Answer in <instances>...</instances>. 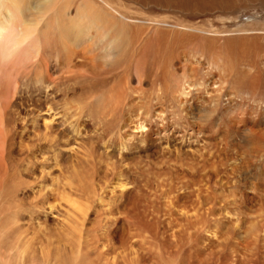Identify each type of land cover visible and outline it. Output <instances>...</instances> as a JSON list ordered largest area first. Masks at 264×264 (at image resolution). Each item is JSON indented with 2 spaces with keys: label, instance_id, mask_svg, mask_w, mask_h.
<instances>
[{
  "label": "rangeland",
  "instance_id": "obj_1",
  "mask_svg": "<svg viewBox=\"0 0 264 264\" xmlns=\"http://www.w3.org/2000/svg\"><path fill=\"white\" fill-rule=\"evenodd\" d=\"M132 1L124 4V12L132 22L124 26L122 45L130 40L141 41L146 58L141 65L129 64L132 76L128 75L127 80V73L115 75L104 96L107 88L97 87L98 82L92 80H86L94 85L89 90L84 80L64 81L55 87L27 81L20 85L27 104L40 99L51 102L50 108H57L61 115L58 127L65 135H70V129L78 131L80 174L78 180L72 179L69 156L60 150L58 158H49L52 164L48 177L34 178L47 187L43 183L35 187L40 182L30 179L34 172L42 171L37 165L40 161L25 159L30 153L26 141L16 144L20 148L22 143L26 145H22L24 152L20 154L13 153L17 150L13 143L11 165L14 174L22 175L24 180L16 186L17 206H1L0 216L12 214L6 218L12 228L5 235L12 247L0 250L2 264H43L41 258L54 256V249L63 258L79 250L82 258L78 264H170L172 252L162 247L160 252L157 243L170 233L172 225H177V233L169 235L174 250L181 254L173 257V264H181L186 252L190 254L189 264H196L192 263V255H197V246L210 243L204 236L216 235L218 243L208 245L212 253L209 257H215L228 230L239 228L252 233L250 222L264 213V150L258 155L248 148L253 136L264 128V0H238L230 5L215 4L213 0ZM194 30L202 31L196 32L202 36L196 38V44L185 47L195 36L183 42L181 38ZM247 36L258 42V49L243 43L245 39L241 38ZM212 38L219 39L221 53L210 43ZM239 38L240 45L248 49L239 67L248 74L237 85L233 84L237 74L229 61L234 48L238 49ZM154 48L159 53L151 71L149 49ZM53 55L51 62L57 63ZM189 80L193 85L187 92L184 87ZM105 96L111 100H104ZM71 113H75L74 119ZM57 132L60 134V130H55V137ZM44 187L51 193H47L51 210L34 208L31 213L34 202L30 191L41 192L43 188L47 192ZM130 212L140 221L153 224L151 230L156 226L155 234L147 230L137 236L128 234ZM188 223L195 224L203 237H196ZM118 225L122 228L116 234L113 231ZM182 236L189 239L184 245ZM141 237L143 246L138 250ZM134 240L136 246L129 249ZM36 256L40 261L33 260Z\"/></svg>",
  "mask_w": 264,
  "mask_h": 264
},
{
  "label": "bare ground",
  "instance_id": "obj_2",
  "mask_svg": "<svg viewBox=\"0 0 264 264\" xmlns=\"http://www.w3.org/2000/svg\"><path fill=\"white\" fill-rule=\"evenodd\" d=\"M135 1H139L142 3L143 2L146 3L148 1L154 3L157 2V0H148V1L135 0ZM237 1L238 0H213L215 4L223 3L224 5L226 3L228 5L235 4ZM239 1L244 2L246 0H239ZM130 2L133 1L132 0H123V1L122 0H0V53H5L3 55V58H0V210L2 205H10L11 207L17 206L15 200L18 201L19 197L17 196L18 193H16V186L21 185L24 180L22 178V175L21 176L18 175L17 177L16 174H14L15 169L11 165L12 164L11 161H13V156H12L13 143L15 145L16 144L20 145L22 141L23 142L26 141L28 144H30L29 147L30 153L27 154V157L25 159L31 160L32 162L38 160L40 161V163L37 165L41 167L40 169H42V171L38 172L39 174H37L36 172L33 173L34 175L30 174L32 178L30 179L29 177L27 179H30L31 182L32 180H34V183L40 182L34 179L36 178V175H38L40 178L41 177L43 178L44 176L46 178L48 177V171L51 168V164H52V163L50 164L49 158L50 159L58 158L60 150L62 155L63 152H65V155L67 154L66 156H69L67 160L69 161V169L71 171L70 175L74 181L78 180L80 174L79 171L80 156L78 155V147H77L78 136H79L78 131L76 129L73 130L70 129L71 130L70 135H65L63 133L64 129L58 127L61 124V115L60 112L56 111L57 108L56 107L55 109L53 107L50 108L51 102L43 103V101L40 99L35 100L31 104H27L29 101L26 100L23 93H21L22 88L20 87V85L24 84V82L27 81L29 82V84L30 82L40 83L39 85L46 84V86L44 87H47V85H51V87L53 86L55 87L56 85L63 84L64 81H73L74 83H77L78 81L84 80L85 81L84 83H86V80H90V81L92 80L94 83L98 82L97 87L100 86L102 88L104 87L107 88V90L104 89L105 90V93L103 94L104 96L106 93H109L110 91L109 85L112 78L115 75L118 76L119 73L121 75L127 73L126 75L127 77H125L127 80L128 75L132 76L131 70H129L131 69L129 68V64L132 62L136 64L143 63L144 61L143 59L146 58L143 56L145 54L144 52L145 50L143 49L144 46L142 47L141 41L139 42L138 40L135 41L130 40V42H126V44L122 45V43H125L123 39V35L125 31L124 26L127 28L129 27V24L132 22L128 20L130 16L128 17L124 12L125 11L124 8H126L127 6L124 4ZM152 7L154 6L152 5ZM195 29H199V27ZM141 30L139 28V31ZM194 31L195 33H189L187 35H185L184 33L183 37L181 38L180 41L183 42L184 39L189 40V38L195 36L194 39L189 40L190 42L189 41L187 42L188 44L187 43L185 44V47L187 45L192 46V44H196V38L198 36H202L196 33L202 31H196V30ZM57 32H58V36H56ZM240 38L238 39L239 42L237 46L238 49L234 48L233 53L231 52L232 60L229 61L230 68H232V71H234L237 74L235 78L232 79L233 84H237V85L241 83L240 81L246 78L247 77L246 75L248 74L239 67V65L242 64L244 60V56L247 54L246 52L248 50V49L245 50L246 46H244L243 43H248L250 48L251 45H253L252 49H256V48L258 49L259 47L258 42H256V40L252 38H249L248 36L246 38H241V39H245V41H243L242 45H240L241 44ZM177 40H179V38H177ZM218 40L219 39L214 38L213 40L210 41V43H212L213 47L217 48L216 51L217 53H221L222 51L217 44ZM156 45L159 46V44ZM180 47L182 48L184 47V45L182 46L180 45ZM151 52L153 53V55ZM158 53H159L158 48H154L153 51L152 49H149L150 60L152 61V65L150 67L151 71L154 69L153 65L156 64V62L154 63V61L157 60ZM53 54H56L57 56V63H54L55 61L51 62V56H54ZM183 54H185V52ZM213 56L215 57L216 55L214 54ZM169 57L170 55L168 56L167 59H169ZM113 61H115V63H113ZM227 62L228 61H226V63ZM112 66H114L115 68H113ZM117 76L116 78H118ZM226 78L230 80L231 75L228 74ZM90 81H87L86 83L87 86L85 89L89 90L94 88V85L90 84L91 83ZM118 85L116 87H119ZM192 85L193 84L192 82H190V80L186 82L184 88L187 90V92H189V89H192ZM85 89H83V91L84 93H87ZM103 91L101 92L103 93ZM89 93L91 92L89 91L88 94ZM107 98L111 100L110 97H106V99L104 100H107ZM74 114L75 113L70 114L72 116L71 119L75 118ZM107 116L109 115L107 114ZM56 129L60 130V134L57 132V137H55ZM253 132L254 131H252V133ZM251 140L252 142L249 144L248 148L254 150L258 155H260L262 150H264V128H260L259 131H257L256 136H253ZM17 145H16L17 150L16 151L14 150L13 153L16 152L17 154H20L21 151L24 152L22 145L26 146L25 143H22L21 148L17 147ZM63 147H66V150H63L62 149ZM25 150L28 151L27 149ZM6 164H8V166ZM42 183L41 182L38 183L37 186L35 187L41 186ZM43 186H46V184L43 183ZM46 187L44 188L47 190V192L43 190V188L41 192L33 193L30 191L31 196L29 197H32V202H34V204L32 205L33 211L31 213H34L35 209H43L42 211L46 209L51 210V205L47 203V198H50L47 196V193H49L48 195H50L51 193L48 192L49 190ZM25 192L26 191H23V193ZM22 196H24V194ZM55 212H57L56 208L54 213ZM10 215L12 214L10 213ZM10 215H8L7 217H9ZM129 216L130 219L128 222L130 223H128V225H130V227H127L128 234L131 233L133 236H135L136 234L137 236L140 234L142 230H147V232H150L151 234H155L156 226L154 227V231H153L151 230V225L153 224L148 225L146 222H144V220L140 221V219L135 216L134 212L133 213L130 212ZM4 217L0 216V250L1 249L7 250V248L12 247L9 239L5 236L9 231H11L12 226L6 220L7 217L6 216ZM255 218L257 219L255 220L253 219L254 221L252 220L251 222L249 221L250 224H252L251 226L252 233H248L247 230L241 232L240 230H237L239 228H231L230 230H228L226 235H223L224 236L222 241L223 243L220 246V248L218 247L219 248L218 250L214 249L217 251L216 254L213 255L215 257L210 258L209 255L212 254L210 247L215 246V244L218 243V242L215 243L214 240V237L216 235H213L214 236L213 238L209 236L208 237L204 236V240L210 243L204 244L205 243L204 242L201 245L197 246L196 248L197 255L194 254L192 255L194 257L191 256L193 260L192 263L264 264V213L261 212L257 214ZM57 221L60 220L56 219V222ZM137 222L138 224L136 225ZM228 222H230V220L226 221V224H228ZM112 225L113 224H111V226ZM239 225L240 224H238V226ZM241 225H243V222L241 223ZM176 226L172 225V227L169 229L170 231L169 234L174 235L175 232L177 233L178 228L176 229ZM229 226L230 225H228V228ZM120 227H121L120 225L116 226L115 227L116 229H114L113 232L116 233L118 229H120ZM191 227L193 229L192 232L196 233V237L198 235H201V233L200 234L198 233L199 231L196 228L197 226L195 224L188 223V228ZM169 234L167 233V236L163 240H160L159 241L160 243L159 244L157 243V246L159 247L160 252H162L161 247L163 250L164 249L167 250V252H172V255H170L171 263L170 262L169 263L173 264L174 261L173 257L180 256L181 254L179 253V251L174 250L173 238ZM183 234L184 232L181 233V235ZM221 236L219 237L222 238ZM136 238L132 237V239H136ZM184 238L185 236H182L180 238V240L182 241L181 244L183 245L184 242H187L189 240L188 238L187 239ZM125 240L129 241L128 239H124V241ZM137 240L138 239H136V241ZM198 240L200 241L201 239L199 238ZM142 241L143 239L141 237V240L137 242L138 243L137 246L135 240H134V244L130 242L131 244L129 249H131L133 245L136 246V249L138 250L141 249L143 246ZM209 244L210 247H208ZM132 251H137V250H134L133 248ZM54 253L55 255L51 256V258L50 257L47 258V256H45V258H41V262L43 261V264H63V261H65L64 264H78L79 260L82 258V255L81 256L79 255V250H75V249L71 251V253L68 254L66 258H63L62 256L60 257L57 254L56 249H54ZM193 253L194 252H192V254ZM189 255L190 254L188 252H186L185 255H182L180 263L189 264V257H190ZM136 257H138V260L145 259L144 257H139V256ZM165 257L167 259V255ZM162 258L164 259V257ZM39 259L40 258L36 256L34 257L33 260L40 261ZM203 259L204 261H202ZM158 263L160 264V261ZM0 264H2L1 260H0Z\"/></svg>",
  "mask_w": 264,
  "mask_h": 264
},
{
  "label": "clouds",
  "instance_id": "obj_3",
  "mask_svg": "<svg viewBox=\"0 0 264 264\" xmlns=\"http://www.w3.org/2000/svg\"><path fill=\"white\" fill-rule=\"evenodd\" d=\"M5 53H0V58H3V55H4Z\"/></svg>",
  "mask_w": 264,
  "mask_h": 264
}]
</instances>
